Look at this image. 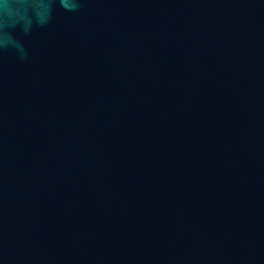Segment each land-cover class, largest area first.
<instances>
[{
	"label": "water",
	"instance_id": "obj_1",
	"mask_svg": "<svg viewBox=\"0 0 264 264\" xmlns=\"http://www.w3.org/2000/svg\"><path fill=\"white\" fill-rule=\"evenodd\" d=\"M0 264H264V0H0Z\"/></svg>",
	"mask_w": 264,
	"mask_h": 264
}]
</instances>
